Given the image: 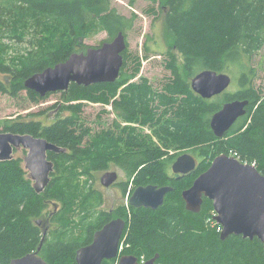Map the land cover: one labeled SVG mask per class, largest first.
Instances as JSON below:
<instances>
[{"label":"trees","instance_id":"trees-1","mask_svg":"<svg viewBox=\"0 0 264 264\" xmlns=\"http://www.w3.org/2000/svg\"><path fill=\"white\" fill-rule=\"evenodd\" d=\"M144 1L164 13L172 36L164 54L170 76L160 89H154L146 78L131 82L139 73L140 61L131 59L133 66L127 71L126 48L114 83H71L60 92L59 112L70 115L58 116L48 126L20 118L3 124V132L41 137L64 152L47 154L53 172L41 194L35 193L22 158L0 162V264L36 251L41 242L40 256L47 264H76V251L117 218L126 222L127 247L122 255L138 261L157 255L158 264H264V248L258 239H220L217 226L208 221L213 211L210 200L203 198L200 210L190 213L181 199V192L221 154L234 153L241 161L254 163L264 175V91L256 88V69L251 66L252 58L264 47V0ZM2 6L0 32L27 47L9 62L3 60L0 47V74L9 79L8 85L0 80V95L14 97L26 91L31 101L40 97L25 90V79L64 62L72 53L84 52L90 46L83 41L99 32L107 33L104 41L118 32L125 35L135 21L133 15L119 14L110 0H15L10 7ZM204 70L236 75L237 89L201 98L191 90L190 80ZM233 100L248 101L246 114L217 138L210 118ZM85 102L111 105L116 117L112 130L98 133L91 141L90 130L80 121ZM136 126L149 128L157 143L146 139ZM99 143L104 146L100 156L107 158L90 162L89 153ZM183 153L197 160L196 168L174 176L171 165ZM109 162L127 177L120 185L123 195L132 184L128 198L138 186L173 190L155 210L119 206L103 211L102 194L91 180L93 172L106 170ZM52 202L60 207L50 214L48 223L53 227L43 237L36 221ZM101 264H116V260Z\"/></svg>","mask_w":264,"mask_h":264},{"label":"water","instance_id":"water-1","mask_svg":"<svg viewBox=\"0 0 264 264\" xmlns=\"http://www.w3.org/2000/svg\"><path fill=\"white\" fill-rule=\"evenodd\" d=\"M127 48L126 37L118 32L111 40L90 46L84 52L72 53L64 62L57 63L25 79V90L40 98L48 94L66 91L71 83L89 86L99 83H114L123 66L122 54ZM231 84L226 73L204 70L190 80L191 90L203 99H211L225 92ZM248 101L233 100L224 103L209 121L210 129L217 138H222L235 122L246 114ZM24 150L23 168L28 173L36 194H41L50 181L53 163L47 154L63 153L64 149L44 138L29 134L0 132V162L10 161L14 152ZM196 168L195 159L188 153L179 155L171 165L174 175L184 176ZM116 172H105L100 178L104 188L117 183ZM169 186H138L128 199L132 208L155 210L165 196L172 192ZM203 198L212 202L214 220L221 227L220 239L242 236L258 239L264 248V176L249 164H242L234 157L221 154L199 174L191 186L181 192L185 209L197 213ZM43 237L48 227L38 219ZM126 226L121 219H113L97 230L89 245L79 248L75 254L76 264H101L104 260H116V264H141L132 255H120L119 245ZM43 239V238H42ZM42 244V242H41ZM41 244L36 251L9 264H47L40 256ZM157 255L142 264H156Z\"/></svg>","mask_w":264,"mask_h":264},{"label":"rangeland","instance_id":"rangeland-1","mask_svg":"<svg viewBox=\"0 0 264 264\" xmlns=\"http://www.w3.org/2000/svg\"><path fill=\"white\" fill-rule=\"evenodd\" d=\"M15 0H0V6L4 5L10 7ZM73 1V0H66ZM111 7L125 16H135L133 27L126 31L127 50L126 55L129 61L126 63V70L129 71L133 63L130 61L137 57L140 61V70L138 75L131 82H138L140 78L149 80L154 89H160L162 84L169 79L170 73L164 67V54L169 50L172 44V36L168 33L165 22L164 13L158 9L157 5H151L144 0H110ZM2 6V7H4ZM150 8V12L147 11ZM6 33L0 32V47L2 48V56L5 62L13 60L16 56L21 55L27 43L12 40L6 37ZM108 38L105 31L99 32L83 41L86 46H97ZM264 47L255 54L251 60V66L256 69L255 86L264 91ZM231 77V84L226 92H233L237 89L236 75L226 73ZM0 80L8 85V77L0 74ZM60 93L48 94L36 101H31L26 91H22L17 96H10L8 94L0 95V132H3V124L7 121L16 120L18 118L23 120L39 121L41 124L48 126L56 121L58 116L64 117L70 115L65 112L60 114L59 107L62 104ZM115 114L112 112L111 105H101L94 103H84L83 112L80 115V121L83 126L90 130L88 140L91 141L98 133L112 130V123L115 120ZM121 126H128L125 122H120ZM132 126V125H131ZM136 130L141 132L146 139L156 142L152 137L151 130L143 126H136ZM151 139V140H150ZM93 142V141H92ZM103 144L99 143L96 150L90 151L89 161L94 162L95 159L104 158L100 156ZM26 152L24 150L15 151V158H24ZM105 157L104 159H106ZM105 172H116L117 183L104 188L100 184V178ZM93 186L99 190L103 197V204L100 207L103 211H110L119 206H126L128 208V192L132 188V184H128V192L126 195L122 194L120 185L126 183L127 177L123 171L113 163H108V168L103 171L93 172L92 175ZM135 189V188H134ZM60 205L58 203H50L43 215L39 218L43 225L52 228L53 225L48 223L50 214ZM127 247L125 234L122 235L120 241L121 253Z\"/></svg>","mask_w":264,"mask_h":264},{"label":"built area","instance_id":"built-area-1","mask_svg":"<svg viewBox=\"0 0 264 264\" xmlns=\"http://www.w3.org/2000/svg\"><path fill=\"white\" fill-rule=\"evenodd\" d=\"M231 157H234L235 159H237L240 163H242V164H249V165H251V166H253L254 168H255V164L254 163H248V162H246V161H241L240 159H239V157L236 155V154H232V155H230ZM264 176V175H263ZM215 214H214V212H212V214H211V218L208 220L209 222H212V221H214L213 220V216H214ZM211 224H213V222L211 223ZM215 224V223H214ZM216 226H217V231L218 232H220V230H221V227L219 226V225H217V224H215ZM121 253V248H120V245H119V254ZM139 263H144V258L143 257H140V259H139Z\"/></svg>","mask_w":264,"mask_h":264},{"label":"flooded vegetation","instance_id":"flooded-vegetation-1","mask_svg":"<svg viewBox=\"0 0 264 264\" xmlns=\"http://www.w3.org/2000/svg\"><path fill=\"white\" fill-rule=\"evenodd\" d=\"M236 122H237V121H236ZM236 122H235V123H236ZM177 157H178V156H177ZM177 157H176V158H177ZM176 158H175V159H176ZM174 161H175V160H174ZM174 161H173V162H174ZM195 161H196V164H197V160H195ZM171 172H172V171H171ZM172 174H173V173H172ZM173 175H174V174H173ZM174 176H176V175H174ZM212 212H214V211H212ZM214 214H215V212H214ZM215 215H216V214H215ZM215 215L213 216V220H214ZM214 223L217 224V222H216L215 220L213 221V224H214ZM217 225H218V224H217ZM220 231H221V230H220ZM219 233H220V232H219ZM157 259H158V257H157ZM157 259H156V262H155L156 264H158ZM148 260H150V258H149ZM146 261H147V260H146Z\"/></svg>","mask_w":264,"mask_h":264},{"label":"bare ground","instance_id":"bare-ground-1","mask_svg":"<svg viewBox=\"0 0 264 264\" xmlns=\"http://www.w3.org/2000/svg\"><path fill=\"white\" fill-rule=\"evenodd\" d=\"M196 162V161H195Z\"/></svg>","mask_w":264,"mask_h":264}]
</instances>
